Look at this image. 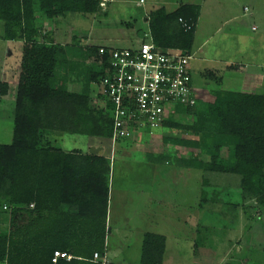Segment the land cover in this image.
Returning <instances> with one entry per match:
<instances>
[{
    "label": "trees",
    "instance_id": "16d2710c",
    "mask_svg": "<svg viewBox=\"0 0 264 264\" xmlns=\"http://www.w3.org/2000/svg\"><path fill=\"white\" fill-rule=\"evenodd\" d=\"M102 1L0 0V39L23 41L13 137L0 143V264H104L112 162L82 149L81 141L112 136V106L95 97L92 84L98 86L107 72L100 59L109 52L99 49L114 47L63 44L53 31L42 30L44 21L68 12L95 13L111 2ZM200 14L199 3L153 9L146 16L148 35L164 50L191 55ZM72 84L81 87L70 89ZM9 90L0 80V96ZM175 110L162 127L185 128L192 135L166 140L193 154L149 152V161L238 174L246 212L250 203L263 208L264 93L217 88L211 99L198 95L195 105L178 104ZM183 117L191 122L182 123ZM58 133L73 136L80 147L57 144L51 134ZM202 198L208 201L205 190ZM21 213L26 220L18 222ZM166 247V235L146 232L140 264H164ZM56 250L75 258L54 262Z\"/></svg>",
    "mask_w": 264,
    "mask_h": 264
},
{
    "label": "rangeland",
    "instance_id": "374dc122",
    "mask_svg": "<svg viewBox=\"0 0 264 264\" xmlns=\"http://www.w3.org/2000/svg\"><path fill=\"white\" fill-rule=\"evenodd\" d=\"M157 1L111 0L95 13L68 12L44 21L42 30L53 31L56 42L63 44L137 47L144 38L141 33L149 32L146 16L160 5ZM196 1L201 14L189 66L193 87L204 97L206 91L223 86L215 77L222 76L227 58L264 64V0ZM21 58L22 41L0 39L2 62L7 59L8 65L14 64L19 73ZM78 72L81 75L83 70ZM244 73L253 71L246 69L235 76L233 88H228L264 92L260 75L254 91L250 86L241 88ZM80 87L70 85L73 90ZM16 91L17 85H12L9 95L0 98V143L12 141ZM97 91L98 86L93 83L92 93L96 95ZM180 120L191 122L190 117ZM51 135L57 144L69 149L80 147L73 136ZM191 135L185 128L161 127L153 135L138 133L116 143L108 137L81 141L82 149L92 143L102 144L103 153L112 162L106 246L107 257L113 263L140 264L144 234L156 232L167 237L164 264H264V207L250 203L252 207L246 212L239 193L240 175L149 161V152L191 156L192 150L166 140ZM22 216L25 214L16 220H26Z\"/></svg>",
    "mask_w": 264,
    "mask_h": 264
},
{
    "label": "built area",
    "instance_id": "2783aa9c",
    "mask_svg": "<svg viewBox=\"0 0 264 264\" xmlns=\"http://www.w3.org/2000/svg\"><path fill=\"white\" fill-rule=\"evenodd\" d=\"M106 1L101 5L105 6ZM146 35L137 47L99 49L100 54L109 55L100 59L107 72L95 97L112 106L113 143L138 133L153 135L171 114H176L178 104L191 107L197 101L189 66L191 55L176 49L164 50ZM59 258L69 261L75 256L56 250L53 261ZM94 259L99 260L100 254L95 253ZM101 259L109 264L106 255Z\"/></svg>",
    "mask_w": 264,
    "mask_h": 264
},
{
    "label": "crops",
    "instance_id": "0c3cea01",
    "mask_svg": "<svg viewBox=\"0 0 264 264\" xmlns=\"http://www.w3.org/2000/svg\"><path fill=\"white\" fill-rule=\"evenodd\" d=\"M140 2H141V0H140ZM157 2L160 4L158 7L164 6L167 9H168V7H167L168 4H175L176 7H172V9H168L169 11L174 10L175 8H177L183 2H185V3H198V1H196V0H187V1H184V0H158ZM1 40H5V39H1ZM5 41H14V40H5ZM20 41H22V40H20ZM22 47H23V41H22ZM10 55H11V52H10ZM4 62H2V60L0 59V77H2V78H0V80L6 81V82L9 83V86H10L9 93H10L12 85L13 86L18 85L19 73L16 72L17 68L15 67L14 64H11V66H9L8 65L9 63H8L7 59ZM224 64H225V67H224V70H223L224 72L221 74L222 76H220L221 77V84L223 85L221 87H224L222 89L231 90L230 88H233V86H234L233 85V81H232L233 78L235 76H238L239 74H242L243 71H245L246 69H249V70L253 71V74L252 73H248V75H247V73L243 74V76H245V77H243V79L239 83L242 86L241 88L250 86V87H252V89L254 91L255 88L257 87V78H259V75L263 77V79H261V80H264V73H263L264 72V64H259V63H255V64H250L249 63L248 64V63H245L244 61H242V59H238V60L234 61L232 58H229V59L227 58V60L225 61ZM231 64H237L238 67L231 68L230 67ZM10 72L13 74V76L11 78L9 76ZM221 87L218 86V88H221ZM228 87H230V88H228ZM213 90H215V89H213ZM211 91H212V89H211ZM211 91L210 90L206 91L207 94L205 96L203 94V96L207 97V98L211 97ZM239 91H241V90H239ZM244 92H246V91H244ZM254 92H256V91H254ZM9 93L7 95H9ZM257 93H264V92L257 91ZM4 96H6V95H4ZM2 97L3 96H0V98H2ZM93 147L103 148V150H104L103 145L100 144V143L99 144L92 143V144L89 145V148H93ZM89 152H91L90 149H89ZM98 154H100V153H98ZM101 154L106 155L105 153H103V151L101 152ZM105 255L107 257V251H106ZM107 260L109 262H112V261H110L108 259V257H107Z\"/></svg>",
    "mask_w": 264,
    "mask_h": 264
},
{
    "label": "water",
    "instance_id": "95a60500",
    "mask_svg": "<svg viewBox=\"0 0 264 264\" xmlns=\"http://www.w3.org/2000/svg\"><path fill=\"white\" fill-rule=\"evenodd\" d=\"M90 151H91L90 153H92V154H98V153L101 154V152L103 151V148L93 147L90 149Z\"/></svg>",
    "mask_w": 264,
    "mask_h": 264
}]
</instances>
